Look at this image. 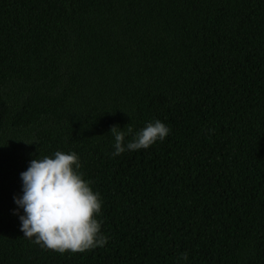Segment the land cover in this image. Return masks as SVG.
Listing matches in <instances>:
<instances>
[{"label": "trees", "instance_id": "1", "mask_svg": "<svg viewBox=\"0 0 264 264\" xmlns=\"http://www.w3.org/2000/svg\"><path fill=\"white\" fill-rule=\"evenodd\" d=\"M155 120L162 142L112 155V126ZM56 151L102 247L20 231V173ZM0 264H264V0H0Z\"/></svg>", "mask_w": 264, "mask_h": 264}, {"label": "clouds", "instance_id": "2", "mask_svg": "<svg viewBox=\"0 0 264 264\" xmlns=\"http://www.w3.org/2000/svg\"><path fill=\"white\" fill-rule=\"evenodd\" d=\"M126 128L127 131L119 126L110 128L115 139L114 157L126 150L148 149L170 132L159 120L135 132L130 124ZM128 135L132 140L125 144ZM80 167L76 153L56 151L52 157L32 159L27 170L20 173L23 195L13 199L23 209L24 214L19 216L23 237L34 238L37 245L60 254L83 253L107 243L97 219L101 198L78 171ZM182 259L187 260L188 254L183 253Z\"/></svg>", "mask_w": 264, "mask_h": 264}]
</instances>
